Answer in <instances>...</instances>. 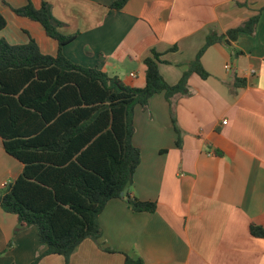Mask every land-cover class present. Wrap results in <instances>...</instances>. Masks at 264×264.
<instances>
[{"label":"crops","instance_id":"1","mask_svg":"<svg viewBox=\"0 0 264 264\" xmlns=\"http://www.w3.org/2000/svg\"><path fill=\"white\" fill-rule=\"evenodd\" d=\"M116 1L0 0L7 22L0 41L33 39L42 54L56 56L58 42L42 25L14 12L46 3L60 32L74 36L62 51L68 60L144 88L152 50L176 85L209 35L259 21L253 34L206 50L201 64L209 77L191 74L189 96L170 104L159 94L136 108L133 143L142 161L129 194L156 202V212L136 213L128 200L113 199L99 218L100 240H85L69 262L51 255L40 264H125L126 255L144 264H264V238L250 231L264 230V0H129L111 9ZM23 170L0 137V189ZM46 249L37 227H20L0 206V264H32Z\"/></svg>","mask_w":264,"mask_h":264},{"label":"trees","instance_id":"2","mask_svg":"<svg viewBox=\"0 0 264 264\" xmlns=\"http://www.w3.org/2000/svg\"><path fill=\"white\" fill-rule=\"evenodd\" d=\"M129 0H117L111 9L121 10ZM20 16L38 22L46 35L58 42L56 56L44 55L35 41L14 46L0 41V137L8 155L24 165L13 183L0 189V206L18 217L20 227L38 228L46 251L32 264L59 255L69 262L87 239L100 240V215L109 201L123 199L136 213H155L156 202H143L129 194L142 161L134 145L136 108L164 94L189 96L191 74L207 79L201 58L208 48L235 41L239 34H253L259 15L226 35L211 34L176 85H170L159 70L163 56L152 50L144 60L146 86L126 85L96 68H84L68 60L63 48L74 40L60 32L61 23L45 3L16 9ZM7 22L0 13V32ZM177 145L181 146V133ZM251 234L264 238V230L251 226ZM110 253L113 251L108 250ZM125 264H144L126 255Z\"/></svg>","mask_w":264,"mask_h":264},{"label":"water","instance_id":"3","mask_svg":"<svg viewBox=\"0 0 264 264\" xmlns=\"http://www.w3.org/2000/svg\"><path fill=\"white\" fill-rule=\"evenodd\" d=\"M123 197H124V199L128 200V190L124 191ZM0 203H1V201H0Z\"/></svg>","mask_w":264,"mask_h":264},{"label":"built area","instance_id":"4","mask_svg":"<svg viewBox=\"0 0 264 264\" xmlns=\"http://www.w3.org/2000/svg\"><path fill=\"white\" fill-rule=\"evenodd\" d=\"M226 69H227V70H230V69H231V66H230V65H227V66H226ZM131 76H132V77H135L134 74H132ZM223 123L226 124L227 121H224ZM5 186H6V185H5ZM5 186H4V187H5Z\"/></svg>","mask_w":264,"mask_h":264}]
</instances>
